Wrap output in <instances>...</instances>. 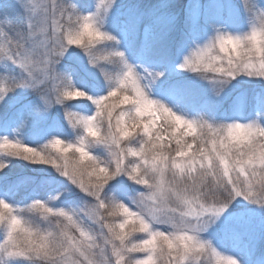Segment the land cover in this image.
I'll use <instances>...</instances> for the list:
<instances>
[{
    "label": "snow or ice",
    "instance_id": "6c2138e0",
    "mask_svg": "<svg viewBox=\"0 0 264 264\" xmlns=\"http://www.w3.org/2000/svg\"><path fill=\"white\" fill-rule=\"evenodd\" d=\"M239 8L0 0V264H264V0Z\"/></svg>",
    "mask_w": 264,
    "mask_h": 264
},
{
    "label": "rangeland",
    "instance_id": "374dc122",
    "mask_svg": "<svg viewBox=\"0 0 264 264\" xmlns=\"http://www.w3.org/2000/svg\"><path fill=\"white\" fill-rule=\"evenodd\" d=\"M158 1V0H157ZM173 0H170L172 2ZM9 3L12 2V0H8ZM215 2V0H201V3H204L205 5H209ZM225 2L229 3L232 5V10H233V17L234 19L237 20L238 23L243 24L244 23V16L243 13L241 12L239 8V2L240 0H225ZM187 3V0H184L183 4ZM210 14H215L216 10L215 9H209ZM9 15L13 16V18H17L19 16V11L17 9H11L9 10ZM67 128V127H66ZM65 134L68 135L70 134L69 129H65ZM29 143L32 142V136L26 134L25 137ZM22 162H17L16 165L12 168V174H17L19 171L22 170V167L20 166ZM259 255V252L257 253Z\"/></svg>",
    "mask_w": 264,
    "mask_h": 264
},
{
    "label": "trees",
    "instance_id": "16d2710c",
    "mask_svg": "<svg viewBox=\"0 0 264 264\" xmlns=\"http://www.w3.org/2000/svg\"><path fill=\"white\" fill-rule=\"evenodd\" d=\"M146 3H157V0H145ZM184 0H173L171 3L176 4V5H183ZM173 11L180 12L181 9L179 7L173 9ZM67 129V128H65ZM32 173L28 172L27 169L22 167V170L19 171L17 174H12L13 178L16 176H24V175H31Z\"/></svg>",
    "mask_w": 264,
    "mask_h": 264
}]
</instances>
